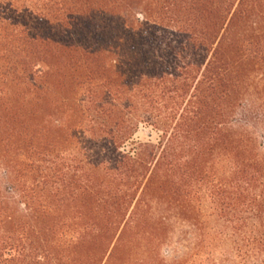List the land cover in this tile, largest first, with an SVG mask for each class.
<instances>
[{
  "label": "trees",
  "instance_id": "obj_1",
  "mask_svg": "<svg viewBox=\"0 0 264 264\" xmlns=\"http://www.w3.org/2000/svg\"><path fill=\"white\" fill-rule=\"evenodd\" d=\"M253 128L264 0H0V264H264Z\"/></svg>",
  "mask_w": 264,
  "mask_h": 264
},
{
  "label": "rangeland",
  "instance_id": "obj_2",
  "mask_svg": "<svg viewBox=\"0 0 264 264\" xmlns=\"http://www.w3.org/2000/svg\"><path fill=\"white\" fill-rule=\"evenodd\" d=\"M141 19H143L142 16H140ZM248 113H246L245 110L240 109L236 115V118L240 120L241 122H246L248 121ZM255 117V116H254ZM257 134L260 136V142L261 144L264 145V132L262 130H257L256 128H253ZM163 137V132L159 130L156 126L148 123V122H142L138 129L136 130L133 138L128 141L124 145V150L133 152L136 150L138 147V144L140 143H154V144H159ZM0 180L5 182V173L2 169H0ZM3 182V183H4ZM163 253L167 257H171L175 254L174 250L168 247H165L163 249Z\"/></svg>",
  "mask_w": 264,
  "mask_h": 264
}]
</instances>
